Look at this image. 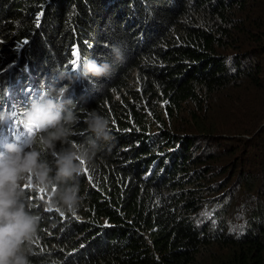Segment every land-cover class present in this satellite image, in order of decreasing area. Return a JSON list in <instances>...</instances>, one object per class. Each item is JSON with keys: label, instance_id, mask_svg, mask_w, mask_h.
Here are the masks:
<instances>
[{"label": "trees", "instance_id": "16d2710c", "mask_svg": "<svg viewBox=\"0 0 264 264\" xmlns=\"http://www.w3.org/2000/svg\"><path fill=\"white\" fill-rule=\"evenodd\" d=\"M114 44L125 63L85 80L70 137L86 139L94 110L114 141L84 165L75 213L29 209L41 217L30 264H264V0H0V103L43 90L16 82L27 73L74 87L54 74L66 50L111 63ZM158 99L171 131L146 130ZM225 139L221 190L205 163Z\"/></svg>", "mask_w": 264, "mask_h": 264}, {"label": "clouds", "instance_id": "9594fccd", "mask_svg": "<svg viewBox=\"0 0 264 264\" xmlns=\"http://www.w3.org/2000/svg\"><path fill=\"white\" fill-rule=\"evenodd\" d=\"M71 51L72 61L77 50L73 47ZM110 53L111 63L85 59L72 71L68 69L71 79L110 78L114 65L125 63L118 44L110 47ZM71 61L66 68L72 66ZM69 88L73 86L53 85L30 98L24 107L14 104L11 109H0V128L10 122L12 127V134L0 141V264H30V246L38 234L41 217L29 211L33 205L28 202L25 186L33 192L50 194L49 208L75 213L83 200L79 181L84 165L114 141L109 120L94 110L84 120L86 139L79 143L70 140L76 135L74 126L79 119L73 110L76 102L68 96ZM57 143L68 147L57 151ZM45 153L52 159H46Z\"/></svg>", "mask_w": 264, "mask_h": 264}, {"label": "rangeland", "instance_id": "374dc122", "mask_svg": "<svg viewBox=\"0 0 264 264\" xmlns=\"http://www.w3.org/2000/svg\"><path fill=\"white\" fill-rule=\"evenodd\" d=\"M142 24L145 27V25H146V19H144L142 21ZM60 45H62V43ZM17 50H18L17 54L18 53L21 54V52L19 51L20 49H17ZM66 52H67V54H71L72 51L70 49V50H66ZM72 55L73 54H71V56ZM18 56H20V55H18ZM10 67H13V66L11 65ZM66 69L67 70L69 69L70 71H72L73 70V65L70 66V67H68V68H66ZM24 70H21L20 72L25 74ZM2 72L3 71L1 70L0 71V74ZM26 75L25 76H20L19 75L21 78L19 80L18 79H15L16 82L18 84H20L21 82L24 84V82L32 81V83H37L42 88H44L47 84H49L48 85V88H49L50 84H52L51 83L52 81H58V84H54L56 87H61L63 85H66L65 82L61 81L62 79L55 78V79L48 80L46 78V76H43L46 79H42L40 77V75L39 74H36L35 72L34 73L32 72V74H30V75H28V73H27ZM58 75H61V74H58ZM130 76H131V78H133V74H130ZM37 77H39V79H37ZM70 79H71V77H70ZM85 80L86 79H80L79 81H78V79L72 80L75 83V86L73 88H71V89L69 88L68 96L71 97V95H73L76 90H79L80 89V92L78 93V95H79L78 99L77 98L76 99H73L75 102L76 101H79V99L82 100L84 98V96H85V93L86 92L83 89H85L86 85L89 86L88 83L86 85L84 84L85 83ZM19 81H21V82H19ZM132 82H133V80H131V82H130L131 85L134 84ZM11 84H13V83H11ZM13 86H15V84H13ZM14 89H17V88H14ZM18 89H20V85H18ZM8 91H10V90H8ZM8 91L6 90V92H5V93H7L5 100L0 103V109H3L5 106H7L9 109H11L14 104L17 105L12 100V99L15 98L16 93L18 94L17 90L10 91L9 94H8ZM26 92H27V90L25 91V93ZM18 95H21V94H18ZM82 95H83V97H82ZM20 98H22V97H20ZM162 106H163L162 102L158 99V101L156 103L157 111L155 112L157 114L156 119L154 121H151L150 122V124H149V126L147 127L146 130H149V131H152V132H156L159 129H163V126L165 124L164 128L171 131V129H172L171 128V121L169 120L167 123H165L163 121V117L161 116ZM233 113H236V112H233ZM163 122H164V124H163ZM177 127H179V126H177ZM1 129L2 128H0V130ZM110 130H111V128H110ZM178 134L181 135V136H183V134L185 135L184 132H178ZM187 134L188 133H186V135ZM2 135H4V137H5L4 140H6V138H8L7 133L6 134H3L2 133ZM76 143H79V142H76ZM219 143L216 144V145L207 146L210 149V151L214 152L215 154L217 153L216 156H218V159H216V162L210 163V164H208L207 162L205 163L206 165H210V167H212L214 169L217 168L216 169L217 170L216 172L218 173L217 175L212 174V177L209 179L208 184H211L210 181H215L216 184H217V189H221V187H223L225 190H228L227 187H224L225 186L224 181L227 178V174L226 173L225 174H222V172L223 171H225V172L231 171V169L233 167L232 162H233L234 157L232 156V151H229V152L226 153L224 151H227V150H224V149L225 148H228V145H234V144H236V141H234V139H232V141H226V139H225L222 143L221 142H219ZM207 147H203V148L206 149ZM85 173H86L85 167H83V171H82V175L81 176L85 177ZM218 175H220V176L218 177ZM221 179H223V181H219ZM219 186H221V187H219ZM25 190H26V195L28 197V202L31 203L32 205L36 204L37 206H39L42 209L43 212H52L53 211V212H57V213L64 214L63 211H61L59 208H49L48 207V204L51 203L50 194L33 192L31 190V188L30 187H27V186H25ZM221 193L222 192H218L217 191V196H219ZM223 193H224V191H223ZM220 197H222V194H221ZM66 213H68V212H66ZM68 214H71V213H68Z\"/></svg>", "mask_w": 264, "mask_h": 264}, {"label": "bare ground", "instance_id": "6f19581e", "mask_svg": "<svg viewBox=\"0 0 264 264\" xmlns=\"http://www.w3.org/2000/svg\"><path fill=\"white\" fill-rule=\"evenodd\" d=\"M80 62V61H79ZM61 69L59 68V69H57L55 72H54V74H55V76L56 75H58V74H61L62 75V73H68V75H62L63 77H71V73L68 71V70H66V69H62L61 71H60ZM80 79H78V81H79ZM30 83H32V81H29ZM52 84H50V86L49 87H51V86H53L54 84H58V81H52L51 82ZM33 84V83H32ZM46 84V83H45ZM33 85H35V84H33ZM48 85L49 84H47L44 88H42V87H40L41 89H47L48 88ZM19 94V93H18ZM39 93H34V96L35 95H38ZM18 98H19V101H21V99L22 100H25L26 99V96L24 95V96H22V95H18L17 96ZM20 97H22V98H20ZM71 98L72 99H76V98H78V94L77 93H74L73 95H71ZM5 128V130H6V133H7V136H9V135H11L12 134V127H11V122L9 123V125H7V126H5L4 127ZM17 130L19 131V129L17 128ZM5 139V137H4V135H2V133H1V131H0V141H3ZM7 139V138H6Z\"/></svg>", "mask_w": 264, "mask_h": 264}, {"label": "snow or ice", "instance_id": "6c2138e0", "mask_svg": "<svg viewBox=\"0 0 264 264\" xmlns=\"http://www.w3.org/2000/svg\"><path fill=\"white\" fill-rule=\"evenodd\" d=\"M37 20H39V17H37ZM74 56H75V59L71 61V64L73 65V68L78 66V64H79V54H78V52L74 51Z\"/></svg>", "mask_w": 264, "mask_h": 264}]
</instances>
